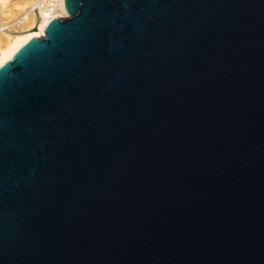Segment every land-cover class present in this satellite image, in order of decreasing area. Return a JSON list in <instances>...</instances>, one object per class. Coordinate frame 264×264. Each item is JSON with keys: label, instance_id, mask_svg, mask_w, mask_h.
I'll use <instances>...</instances> for the list:
<instances>
[{"label": "water", "instance_id": "obj_1", "mask_svg": "<svg viewBox=\"0 0 264 264\" xmlns=\"http://www.w3.org/2000/svg\"><path fill=\"white\" fill-rule=\"evenodd\" d=\"M0 66V264H264V0H63Z\"/></svg>", "mask_w": 264, "mask_h": 264}, {"label": "bare ground", "instance_id": "obj_2", "mask_svg": "<svg viewBox=\"0 0 264 264\" xmlns=\"http://www.w3.org/2000/svg\"><path fill=\"white\" fill-rule=\"evenodd\" d=\"M1 3L6 4V8L10 7L9 15L2 14L0 22V66L12 59L26 41L44 36V29L50 19L67 16L63 1L59 0H56V7L52 11L41 10L39 13L34 9V0H1ZM11 17L15 18L12 20Z\"/></svg>", "mask_w": 264, "mask_h": 264}, {"label": "built area", "instance_id": "obj_3", "mask_svg": "<svg viewBox=\"0 0 264 264\" xmlns=\"http://www.w3.org/2000/svg\"><path fill=\"white\" fill-rule=\"evenodd\" d=\"M59 1L62 2L63 0ZM34 2V9L37 13H39L41 10L52 11L54 6L56 7V0H34Z\"/></svg>", "mask_w": 264, "mask_h": 264}, {"label": "rangeland", "instance_id": "obj_4", "mask_svg": "<svg viewBox=\"0 0 264 264\" xmlns=\"http://www.w3.org/2000/svg\"><path fill=\"white\" fill-rule=\"evenodd\" d=\"M12 3H13V2H12ZM11 6H12V5H11ZM3 7H4V8H3ZM6 7H7L6 4H5V5L2 4V3H1V0H0V22H1V20L3 19V18H2V17H3L2 14H4V13L6 14V13H7V14L9 15V9H8V8H9L10 6H9L8 8H6ZM16 13H18V12H15V14H16ZM5 14H4V16H6ZM11 18H12V20H13L15 17H14V18L11 17ZM11 18H10V19H11Z\"/></svg>", "mask_w": 264, "mask_h": 264}]
</instances>
